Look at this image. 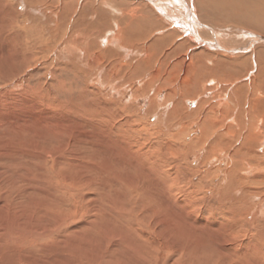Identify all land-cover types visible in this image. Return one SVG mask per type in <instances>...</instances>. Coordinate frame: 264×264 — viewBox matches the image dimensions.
I'll return each instance as SVG.
<instances>
[{"label": "rangeland", "instance_id": "obj_1", "mask_svg": "<svg viewBox=\"0 0 264 264\" xmlns=\"http://www.w3.org/2000/svg\"><path fill=\"white\" fill-rule=\"evenodd\" d=\"M45 1L53 3L55 15L51 18L57 21L41 22L44 32L31 21L41 18L35 13L37 9L49 20L45 15L44 11L47 9L43 8L44 5H32L28 8L25 0H18L19 5H15L21 14L30 15L19 22L20 29L25 33L20 45L23 46L28 39L32 44L40 43L34 53L24 51V57L14 58L13 69L10 68L11 65H3L7 56H0V73L7 80L4 82L0 79V220L20 221L25 218L27 223L30 221L28 224L31 227L32 224L34 227L38 226L39 221H42V224L51 227V232L57 231V223L60 222L48 221L52 209L42 204L40 199L45 196L58 202L52 192V182L60 181L66 189L73 191L71 188L76 183L73 179L77 178L80 196L71 206L78 213L67 215L71 217L65 228L67 232L63 235L64 240L74 232H78L75 238L79 240L88 236V240H100V231H105L108 229L106 224L112 223L132 236L143 227L144 234L152 244L159 242L163 255L167 248L173 247L169 264H264V168L258 169L256 174H249L245 181H219L224 174L219 171L214 173L216 175L207 176V167L204 169L207 154L204 151L207 143L213 142L215 148L214 137L218 132L212 135L206 133L207 141H199L202 135L201 122L198 123V116L186 115V112L192 113L197 105L189 101V95L185 94L187 88L197 86L196 81L193 80L192 83L196 84L191 86L182 83L185 76L182 68L171 67L177 56L170 58L165 66L160 64L163 56L186 38L187 33L181 28L182 33L177 34L176 31L178 28L175 23L180 17L173 19L165 11L158 15L159 11L153 10L149 20L160 17L159 20H164L163 23L168 27L155 26L153 34L149 30L150 34H146L144 39L139 40L137 36L135 42L128 44V35L133 34L137 30L136 25L145 18V11L142 9L134 12L130 10L127 6L130 1L121 0L126 2V6L102 5L104 0H94V3L87 4L85 14H91L89 19H92L97 28L88 23L79 25L80 7L85 0H67L68 4L65 5L60 0ZM187 1L197 13V7L193 4L195 1ZM46 13L49 14L47 11ZM97 17H106L109 28L98 27ZM186 23L184 26L190 28ZM202 23L216 29L215 23ZM148 24L145 22L144 26ZM132 25L136 30L130 32ZM8 26L13 27L10 20ZM4 29L0 32V51L10 53L12 50L3 36ZM97 29L102 33H98ZM234 29L236 30L232 32L225 30L228 35L246 33L253 36L257 41L254 46L264 48L263 32H248L236 26ZM117 31L120 32L118 35ZM112 35L117 37L118 43L105 45V42L113 39ZM197 35L198 40L206 41V45H215L212 36L203 38L201 34ZM164 36L168 40L158 46L159 49L148 50L154 38L161 39ZM242 37L239 39L241 43L247 40V37ZM94 39L97 45L92 46L95 44ZM121 40L126 46L122 45ZM14 43L12 40L11 45ZM194 43L190 42L182 47L180 56L189 57L194 48L195 53L204 52L205 49L196 47ZM142 46H146L147 50ZM115 50L132 52L136 62L144 59L146 54H153L152 58H158L159 62L147 64L149 71L143 68L137 70L131 65L135 72H131L130 76L127 68L123 69L115 63L118 57L105 54L106 51L116 52ZM62 54H66V58ZM76 54H79L81 61L77 59L75 65L71 56ZM119 54L124 57L122 64L130 62L131 54L126 57ZM19 58L27 59L20 71L16 63ZM96 60L95 67L87 66V62ZM186 60L189 61L187 58ZM197 70L201 72L202 69L198 67ZM199 75H194V78ZM165 79H168L166 83ZM251 92L250 88H241L237 99L245 102L250 99ZM208 97H211V93L203 96ZM228 98L225 95L223 100L226 102ZM95 118L102 121L99 123L101 126L91 123ZM129 118L135 121L134 128L126 125ZM178 121L191 127L183 135H178L181 129ZM224 121L233 126L229 135L232 136V149L236 150L246 135L237 130L239 127H236L234 117L225 118ZM107 128L109 134L105 132ZM143 128L149 132L133 134L137 133L135 130ZM19 130L21 133L18 134ZM105 134H108L110 140L105 139ZM119 134L121 138L116 136ZM125 137H131L136 142L133 148ZM217 144L219 151L215 150V153L221 154L219 160L226 164L223 165L225 168L232 163L224 160L227 154L222 151L226 149L223 139ZM21 148L26 151L18 160L2 159L10 156L12 150L15 152ZM57 150H63V160H57ZM257 151L264 153V144ZM156 163H160L162 173L168 176L167 187L162 186L159 183L161 181H155ZM102 164L106 165L105 168ZM227 175L235 178L234 172ZM67 176L71 179L66 180ZM108 179L112 183L111 188L106 184ZM146 188L155 191L146 192ZM134 190H141V195L135 194ZM243 190H246L245 194ZM55 194L61 195L56 191ZM32 196L36 197L38 204L31 206L37 219L31 217L30 206L23 205L25 198ZM15 200H18L19 205L13 203ZM164 208L168 209V215L170 213L168 221L162 215ZM134 211L141 217L136 218ZM172 220L175 228L168 225ZM48 222H52L51 225ZM2 236L4 235L0 231V240ZM113 246L126 248L124 243ZM223 254H227V257ZM17 257L16 260L25 261L23 264H65L64 260L54 261L46 253L44 255L35 249L22 251ZM126 258L130 263L133 261Z\"/></svg>", "mask_w": 264, "mask_h": 264}, {"label": "bare ground", "instance_id": "obj_2", "mask_svg": "<svg viewBox=\"0 0 264 264\" xmlns=\"http://www.w3.org/2000/svg\"><path fill=\"white\" fill-rule=\"evenodd\" d=\"M60 1L63 2L64 5L68 4L66 3L67 0H60ZM119 1L121 0H104L102 2V5L126 6L125 4L126 2L123 3L122 1L121 2ZM127 1L131 2L129 5H127L128 7H130L131 11L134 12L135 10L142 9V11H145L146 13V14L143 13L146 19L144 18V21L139 22L136 25L137 30L135 29V26L133 25L131 26L130 32L134 30L136 31L133 34L128 35L126 40L128 44L135 42L134 39L137 36L139 40L144 39L146 37V34H150L148 33L149 30L153 34L154 32L153 28L155 26H156L155 28H158L160 26L168 27L167 24L163 23L164 20H159L160 17L158 16H157L158 19L152 18L151 20H149L150 18L149 16L153 15L152 14L153 10L155 12V9H157V12L159 11V14L157 13L158 15L160 14L162 15V13H164L165 11L169 15L171 14L169 17H172L173 19H176V17L178 18L180 17L175 23L176 27L178 28L176 29V31L177 34L182 33L180 32L181 30H183V32H186L187 33L186 38L184 37L183 41L181 40V42L173 46L174 48H171V52L163 56L164 58L161 59L160 64L165 66L170 60V58L177 56L178 58L175 59L171 67L176 68L177 66H179L180 68H182L181 70L185 75L182 79V83L188 84L189 86L197 83L196 84L197 86H192V88H187L185 94L189 95V101L197 104L196 108L192 110V113L186 112V115L187 117H191V115L192 117L198 116L197 120L198 123L199 121L201 122L200 130L202 131V135L199 137V141L200 142L207 141L206 133L212 135L218 132V134L214 137L215 148L213 146V142L210 144L207 143L208 146L206 145V147L204 146L206 151V152L204 151V153L207 154V161L204 163L206 164L204 166V169L205 167H207L206 168L207 176L209 174H211L209 176L216 175L214 173L216 171H219L224 173L220 177L219 181H245L248 179L249 174H256L258 169L264 168V165H262V162L264 161V153L261 152L258 153L257 151V149L261 148L262 145L264 144V142H262L264 138V48L255 47L254 45H256L257 41L254 39L253 36H250L246 33H244V35H240L241 33L240 34L237 33L238 35L234 33H232L233 35H228V32H232V30L233 31L236 30L234 29V26H236V28L239 29L242 28V30L245 29L248 32L250 31L257 33L259 31L264 33V0H193V2L195 1L193 3L195 5V8L197 7L196 8L197 13L195 12L191 4L188 5L189 3L187 0H144V1L127 0ZM25 2L28 5V8L31 7L32 5L36 6L40 4L44 5L43 8L46 7L47 10L45 11L43 10V8L40 7L38 8L45 12V15L49 18V20H46L43 17V12L39 11L37 8H36L37 11L34 12L36 14H39L41 18L38 19V21L31 20L35 22L34 24H36L41 28V32H44V28L42 27L41 22L47 21L48 23L49 22L55 23L57 21L52 19L54 18L52 16L55 15L54 7L52 5L53 3H49V4L45 3L46 2L45 0H25ZM91 2L94 3V0H87V2L85 0V3L82 2L84 4L83 6L80 7L81 11L78 16V19L81 21L79 25L83 23L84 24L88 23L89 26L91 27L96 26L93 23L92 19L91 20L89 19V16L91 14L90 13L88 15L85 14L88 5ZM15 5L17 6L19 5L18 0H0V32L5 28L3 36L6 38L7 42H9V46L11 47L12 50L10 51V53H5L3 51H0V56H5V55L7 56L5 57L6 59L2 58L5 59L4 62L7 60L5 63H3V65H7V66L11 65L10 67L11 69H13L14 58H18L17 56L24 57V51L27 53L29 52L34 53V50L40 44V43L32 44L31 41H28L29 40L28 39L27 40L28 42L26 41V43L23 46L20 45L21 39L24 37L25 33L20 29L19 22L24 20L25 17L29 18L30 15H28V13L21 14L19 12V9L15 8ZM48 6L50 9H48ZM46 11L49 14H47ZM185 15H187L188 18ZM59 17L62 18L61 16ZM9 20L13 25V27L11 28L10 26H8ZM96 21L98 22L97 23L98 27L108 29L110 26L109 21L106 19V17L104 18L97 17ZM202 21L206 23H215L216 29L212 28L211 26H207L208 24L205 25L204 23H202ZM33 22H29V23L33 24ZM145 22L146 24L147 23L149 24L144 26ZM186 22H188L190 28H188V26H184L187 24ZM217 25L220 27H217ZM221 26H224V29L223 27L221 28ZM219 28L220 30H218ZM28 29H30V27H28ZM97 31L98 33H102V31H100L99 29H97ZM225 31L227 34H225ZM137 32H139L138 35ZM119 33L120 32L117 31L116 35H118ZM173 33L176 32L174 31ZM197 34H201L203 38L212 36L215 45L212 44L206 45V41L204 42L202 40H198ZM242 36L247 37V40L241 43L239 42V39L243 38ZM111 37L113 39L107 41V43L104 40L105 45H109L111 42L118 43V39L115 35H112ZM71 38L72 37H70V39ZM166 38L167 36H164L161 39L154 38L152 43L148 46V50L152 51L153 49H157L158 46L162 45L163 43L166 42V40H168V38L167 39ZM152 39L153 37L151 38V40ZM12 40L15 43L11 45ZM231 40L234 42H231ZM121 41H122V45H124L123 40ZM259 41L260 40H258V42ZM190 42H195L194 44H196V47H201L202 49H205L204 52L195 53L194 51L196 50L194 48V51L192 50L189 57L180 56L179 51H181V49H183L182 47H185V45ZM94 45H97L96 40H95V44H92V46ZM142 47H145L143 49L147 50L146 46H142ZM125 49L127 50V48ZM115 51L116 52L106 51L105 54L110 55L109 57L113 55L118 57L119 59L116 60L115 63L117 65L119 64L123 69L127 68L126 70L130 74V76H131V72L132 73L135 72V68L137 70H141L143 68L149 71L150 67L148 68L147 64L150 63L156 64L159 62L158 58H152V56H154L153 54H146V57L144 59H140L139 60L140 62H136L135 58H133L132 52H125V53H129V54H125L118 50ZM119 53H121L125 57L130 56L131 54L130 62L129 63L125 62L122 64L121 61H124V57H122ZM62 55H64L66 58V54H62ZM71 57H72V62L75 63V65L77 63V59L78 61H81V57L79 56V54L72 55ZM186 58L189 59V61L186 60ZM19 59L16 60V63L18 64L20 71L23 68V65L26 63L27 59L26 58H19ZM96 62L97 60L93 62L91 61V63L87 62V66L95 67ZM131 65L134 66L135 68L132 67ZM198 67L202 69L201 72H198L197 70ZM197 74H200L199 77L194 78V75ZM4 76L5 75L3 73H0V79L5 82L6 79L4 80ZM193 80L196 81V83H192ZM167 81L168 79H165L164 82L166 83ZM209 84L212 85L209 86ZM245 87L250 88L252 92L250 95V99L243 102V100L237 99V95H239L241 88H245ZM209 93H211L210 98L209 97L203 98L205 94H209ZM170 95L169 97H172ZM225 95L229 97L226 102L223 100ZM203 114L204 117L201 118ZM230 117L235 118L237 123L236 127H239L237 128V130L240 131L241 133L244 132L246 135L245 139L241 141V146H239L236 150L232 149L233 147V142L231 140L232 136L229 135L233 126L227 125L224 121L225 118H230ZM91 121L90 122L94 125L96 124L98 126L102 125L99 124L102 123V121H100L98 118L92 119ZM133 122L135 121H133L132 118H129L126 121V125L128 126L130 125L134 128ZM24 123L26 124V122ZM178 123L181 126L178 135L180 134L183 135L184 133H186V131H188L191 128L186 126L184 122L178 121ZM218 126L219 129L217 128ZM170 129L173 130V127L172 128L170 127ZM20 130L18 134L21 133ZM135 131H137V133ZM135 131H134L135 133H133L135 135L138 134L139 132H144V133L146 131H147L146 133L149 132V130L146 128ZM105 132H108V128L105 130ZM108 134L104 135L107 141L109 139ZM116 136L121 138L120 134ZM221 139H223V144L226 145V149H222V151H224V154L225 153L227 154V156L224 157V160L232 163V164H227V167L225 168L223 167V165L226 164L223 163L221 160H219L221 154L215 153L216 151H219L217 149V145H218L217 143ZM127 140L132 145L133 148L136 142L131 137H128ZM256 140H258V142H253ZM105 143L111 144L110 142H106V141ZM252 144L255 146L254 147L251 146ZM248 146L251 147L247 148ZM244 149H246L245 152ZM12 151H11L12 154L10 156H4V157L2 156L3 157L2 159L4 160L8 159V161L18 160L20 156L25 155L26 149L21 148L19 150H16L15 152L14 150ZM62 151L63 150H59V151L57 150V152H55L58 161L63 160L62 158L64 157V153ZM209 162H211L212 165ZM157 164L158 163H156L157 178L155 181H161L159 183L162 186L167 187L169 184L168 182H166L168 180L167 179L168 176L166 177L165 174L162 173V168H160V163L158 165ZM102 166L105 168L106 165L102 164ZM56 168L59 167L57 166ZM106 170L105 172H107ZM232 172L235 173L234 175L235 178H231L227 175L228 173H232ZM82 178L88 179L86 177H82ZM65 179L70 180L71 177L67 176L65 177ZM73 181H76L74 188H71L73 191L66 189V187L60 183V181L52 182L54 184L52 192L57 197L58 202H54V200H52L50 197H45V196H43L42 199H40L42 204H45L47 205L48 208L52 209V213L48 216V221L53 220L54 223L60 222L57 223L59 225L58 228L57 225L55 226L58 229L57 231L51 232L52 231L51 227H49L48 224H47L48 227L46 224H42L41 223L42 221H39L40 223L38 224V226L34 227V224H32L33 226L31 227L28 224L30 221L27 223L26 221L28 220H24L25 218L20 219V221L17 220L15 217L12 218H15L17 221L14 220L8 221L9 220L8 219L5 222L4 220H0V231L4 235L1 237L2 242L0 240V264H23V262L25 261L22 262L21 259H19L20 262H18L19 260H16V258H18L17 256L20 255L22 251H25L27 249L28 250L35 249V251L38 250L40 253L44 255L46 253L47 256L49 255L50 258H52L54 261L57 262H62L64 260L65 264H169L170 263L171 257L173 255L171 253L173 252L172 250L173 247L171 248L170 246L169 248L166 249L167 252L166 251L165 252L167 254V257L169 256L167 259L166 254L164 253L165 255L164 257L162 251L160 252L161 249L159 248V242L157 244H152V242L144 234L142 230L143 227L142 229L139 228L132 236V234L129 235L127 231L122 229L121 227L117 225H113L112 223H107L106 225L108 229H106L105 231L104 229L100 231V233H102V237L100 240H97L96 238H95L96 240L95 239L88 240L89 236L80 240L76 239L75 235H77L78 232H74L72 235L67 236V240H64L63 235L65 232H67V229L65 228L69 223L68 221L71 217L67 215L71 214L72 212L75 214L78 213L77 209H73L71 204H74L73 202L77 198H79L80 194L78 193V191L80 187H78L79 182L77 183L78 181L77 178L73 179ZM76 184H77V188H76ZM106 184L109 188L112 187V183L111 181H109V179L106 181ZM51 186H49L50 189ZM55 191L56 193L59 192L61 195L60 196L56 195ZM140 191L134 190L135 194L138 193L139 195H141ZM149 191H155V189L148 190L146 188V192ZM146 192L144 193L148 195V193ZM46 194H50V193L46 192ZM14 202L17 204L18 200L13 201V203ZM35 203H36V197L32 196L31 198H25L23 205L26 206L29 205L31 209L30 208L28 209H30V211L32 212L31 217L33 218L36 217L37 219L38 217L35 214L33 208L31 207ZM35 205L38 204L36 203ZM79 209L80 208H78V210ZM164 209L165 211L163 210L162 215H165L166 217L165 220L168 221L170 213L168 215L167 213L168 209L167 210L166 208ZM134 215L136 216V218L141 217L137 213V211H134ZM51 223L49 224L51 225ZM139 225L141 226V224ZM168 225L175 228L174 220H172ZM178 226L179 225H177V227ZM28 228H31V230ZM117 243H124L126 248L119 249L118 247L115 248V246L112 247V245H116ZM126 257L131 258L133 261L131 263L130 261L128 262ZM165 259H167L168 262H166Z\"/></svg>", "mask_w": 264, "mask_h": 264}]
</instances>
